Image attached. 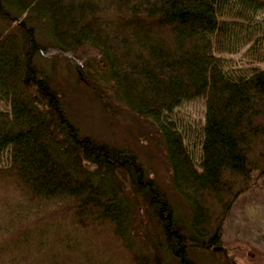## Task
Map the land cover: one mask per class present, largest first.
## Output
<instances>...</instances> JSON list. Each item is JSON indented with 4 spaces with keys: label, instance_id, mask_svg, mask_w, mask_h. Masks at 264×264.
Returning <instances> with one entry per match:
<instances>
[{
    "label": "trees",
    "instance_id": "16d2710c",
    "mask_svg": "<svg viewBox=\"0 0 264 264\" xmlns=\"http://www.w3.org/2000/svg\"><path fill=\"white\" fill-rule=\"evenodd\" d=\"M0 22L16 27L0 32V264H112L101 244L126 264H238L223 227L264 181V0H0ZM89 50L163 141L171 192L70 118L60 63L94 93ZM196 100L192 131L175 113Z\"/></svg>",
    "mask_w": 264,
    "mask_h": 264
},
{
    "label": "rangeland",
    "instance_id": "374dc122",
    "mask_svg": "<svg viewBox=\"0 0 264 264\" xmlns=\"http://www.w3.org/2000/svg\"><path fill=\"white\" fill-rule=\"evenodd\" d=\"M33 18L38 23L40 39L46 40L44 23L35 16ZM28 21L32 22V17L29 16ZM15 30V25L0 22V32L11 33ZM238 58L239 56L232 57L236 60ZM40 63L43 69L49 70L48 59L42 58ZM79 63L84 76L91 77L96 83L98 94L102 93L108 98L107 101L112 110L107 108L108 111L105 110L96 98H99L100 94L98 95L95 90H93L94 93L90 92L85 87L87 86L85 83H78L75 75L66 68L64 61H61L60 75L62 86H64L62 89L66 90L69 95L67 97L68 112L72 121L84 134L118 147L132 149L156 181L171 192V171L166 158L165 146L156 130L145 118L132 114L122 102L116 100L113 84L103 70L105 66L94 51H87ZM175 116L182 125L190 129L194 128L192 131H195L204 122L203 101L184 103L177 109ZM174 201L180 215L187 212L179 197H174ZM135 242V247L142 250L139 240ZM222 242L223 248L233 256L238 264H264V181L243 194L233 205L223 227ZM101 245L94 254L96 259L105 260L107 263V260L111 258L114 264L117 261H114L117 255H112L109 247L111 245ZM120 260L115 264H126ZM165 261L166 264H176L169 256H166ZM198 264L216 263L201 257Z\"/></svg>",
    "mask_w": 264,
    "mask_h": 264
}]
</instances>
